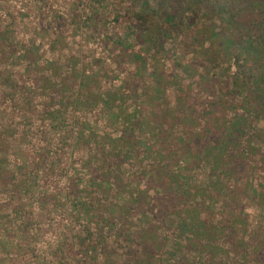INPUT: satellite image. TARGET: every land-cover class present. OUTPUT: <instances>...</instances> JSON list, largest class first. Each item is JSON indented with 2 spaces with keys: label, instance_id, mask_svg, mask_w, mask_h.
<instances>
[{
  "label": "rangeland",
  "instance_id": "374dc122",
  "mask_svg": "<svg viewBox=\"0 0 264 264\" xmlns=\"http://www.w3.org/2000/svg\"><path fill=\"white\" fill-rule=\"evenodd\" d=\"M167 1L0 0V264H264V0Z\"/></svg>",
  "mask_w": 264,
  "mask_h": 264
},
{
  "label": "trees",
  "instance_id": "16d2710c",
  "mask_svg": "<svg viewBox=\"0 0 264 264\" xmlns=\"http://www.w3.org/2000/svg\"><path fill=\"white\" fill-rule=\"evenodd\" d=\"M164 2L166 3L168 1L164 0ZM157 6H160V5L157 4ZM170 8H172V7H170ZM168 14H170V15H166L165 19L167 20V22L172 23V19H173L172 15H171V13H168ZM218 36H219V38H218ZM207 40H210L213 44H215V46H217V48H218L217 50L221 49L225 54L227 52V55H228V48H231V47L234 48L235 47V41L233 39L232 40L231 39H226L222 34H220V32H219V34L218 33H212L210 35V37L207 38ZM247 45L249 47H247ZM252 46H253L252 43L247 42L245 46H241L240 47V52H242L244 54L251 55L252 60H256V61L258 60L259 62H262L261 66L259 67V74L255 78V79H257L256 81L258 83H262V82H264V56H263L264 55V47H262L261 51H259L258 47L255 48V49L254 48L252 49ZM248 48H250L251 50L248 49ZM233 82H234V84L237 83L236 79H234ZM210 94H212V93H210ZM220 100L221 99H218L217 101H210L209 102V106H210L211 110H212V108L214 110H216V107H214V106L219 104V102H222ZM235 109H236V106L231 108V110H234V111H235ZM211 115L213 117H210V118H212L210 120V125H209L210 127L209 126L207 127V125L206 126H200L197 123V124H195L196 127L193 126L192 128H186V129H189V131H186L181 136H179L177 138L175 137V139H173V140H175V142L177 144L178 150L176 148L175 149L177 151H179V152L175 153V156L178 153L183 154V155H185V153L188 154L190 149H191L190 146L192 145V149H194L193 150V155L190 153V154H188L186 156H193V158H198L197 157L198 154L195 155L194 152H198V149L200 148V146L202 144V143H200L201 142L200 140H202L203 138H206L207 135L210 134V136H211L210 138L211 139H209V141L213 144V146L216 147L213 150L217 151V153L212 157V161H211V162L214 163V167L217 168V166H220V165H218V163L220 162L222 157H229L228 154L224 155L225 153H223V152L230 144L233 143V140H232V137H231L232 136L231 130L233 129L234 124L230 125L228 129H227V127L226 128H224V127L221 128V127H219V126H217L215 124L217 122L218 117H214L213 112L211 113ZM183 124L185 125V121H183ZM171 153H174V152H171ZM224 164L225 165L228 164V166H229V164H231L229 162L228 158H225ZM260 164H261V169L264 172V153H262L260 155ZM163 174H164V178L170 177L168 175L167 171L165 173H163ZM167 179H170V178H167ZM146 188H150V187H146ZM168 194H170V192H168ZM186 194H187V192H184L182 194L180 193V195L172 194V195H168L166 197V199L169 202H175L176 204H184V203H186L185 201L188 202L187 198L190 199V197H188V196H183V195H186ZM255 195L258 196V198H259V202H257V203L261 204V205H264V194H262V193L258 194L257 193ZM196 196H198V195H196ZM199 196H202V194H199ZM170 207H171V205H170ZM200 226L204 227L203 224H200ZM222 228H223L222 226L221 227L220 226H216V229H218V231H221ZM198 234H201V233H198ZM244 245H245V243H244ZM237 246H238V244H236L234 247L228 249L224 253H226V254L227 253L235 254V247H237ZM206 253L209 254V255L211 254V253H208V251H206ZM251 262H256L258 264V261L255 260V259H252Z\"/></svg>",
  "mask_w": 264,
  "mask_h": 264
}]
</instances>
